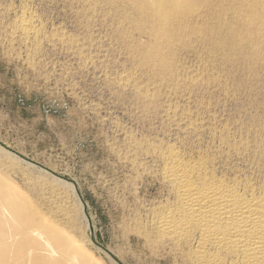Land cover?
I'll return each mask as SVG.
<instances>
[{
  "label": "rangeland",
  "instance_id": "rangeland-1",
  "mask_svg": "<svg viewBox=\"0 0 264 264\" xmlns=\"http://www.w3.org/2000/svg\"><path fill=\"white\" fill-rule=\"evenodd\" d=\"M78 1L0 0V172L32 207L67 215L68 232L99 264H188L130 233L166 195L144 155L167 145L217 154L218 132L237 143L245 129L264 134V63H229L237 56L213 40L243 38L245 28L211 27V41L190 39L160 80L106 0ZM22 15L36 30L29 40L17 31Z\"/></svg>",
  "mask_w": 264,
  "mask_h": 264
},
{
  "label": "bare ground",
  "instance_id": "bare-ground-1",
  "mask_svg": "<svg viewBox=\"0 0 264 264\" xmlns=\"http://www.w3.org/2000/svg\"><path fill=\"white\" fill-rule=\"evenodd\" d=\"M106 1L119 20L131 25L140 65L160 80L168 74L176 52L191 50L190 39L211 41L206 37L211 27L220 31H238L239 25L245 28L243 38L213 40L219 51H227L225 56H237L229 63L235 59L251 62L250 69L264 63V0ZM239 1V5L227 4ZM17 28L25 40L36 31L24 15ZM193 126V132L200 131L201 126ZM245 131L244 143L231 142L225 134L222 138L224 131L218 132L217 154H209L210 149L195 154L189 144L193 149L188 153L172 145L145 153L155 165L153 180L166 194L151 203L130 230L146 249L166 248L188 264H264V134L257 129ZM209 133L214 139L215 132ZM9 181L0 172V264H99L88 255V247L68 232L67 215L57 219L32 207ZM54 208L51 211L56 212Z\"/></svg>",
  "mask_w": 264,
  "mask_h": 264
},
{
  "label": "water",
  "instance_id": "water-1",
  "mask_svg": "<svg viewBox=\"0 0 264 264\" xmlns=\"http://www.w3.org/2000/svg\"><path fill=\"white\" fill-rule=\"evenodd\" d=\"M93 233L91 232V241L93 242L94 241V238H93Z\"/></svg>",
  "mask_w": 264,
  "mask_h": 264
}]
</instances>
